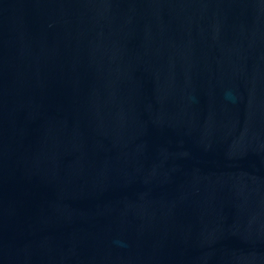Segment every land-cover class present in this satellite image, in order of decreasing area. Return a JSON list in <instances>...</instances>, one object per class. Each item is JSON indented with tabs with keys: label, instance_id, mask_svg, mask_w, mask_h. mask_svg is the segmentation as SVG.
<instances>
[{
	"label": "water",
	"instance_id": "95a60500",
	"mask_svg": "<svg viewBox=\"0 0 264 264\" xmlns=\"http://www.w3.org/2000/svg\"><path fill=\"white\" fill-rule=\"evenodd\" d=\"M0 264H264V0H0Z\"/></svg>",
	"mask_w": 264,
	"mask_h": 264
}]
</instances>
